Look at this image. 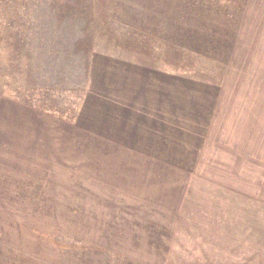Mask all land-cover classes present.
Returning <instances> with one entry per match:
<instances>
[{
	"label": "rangeland",
	"instance_id": "obj_1",
	"mask_svg": "<svg viewBox=\"0 0 264 264\" xmlns=\"http://www.w3.org/2000/svg\"><path fill=\"white\" fill-rule=\"evenodd\" d=\"M206 1L209 10L223 4L239 6V13L228 10L230 19L220 25L240 31L246 0ZM200 4L201 0H0V264H8L7 253H19L20 245L49 248L50 255L63 247L65 256L78 255L83 264H264L263 207H255L257 221H250L249 229L246 203L225 207L224 221H219L217 204L212 205L219 215L209 216L202 234L170 239L166 215L155 214L163 221L154 224L126 221L151 218L145 211L152 209L127 205L119 190L104 188L89 174L88 117L95 115V128L102 131L99 119L107 87L155 84V78L142 79L137 70H155L156 63L182 72L184 59L191 56L196 67L201 62L208 70L215 67L218 15L206 14L203 30ZM202 51L208 57L201 60ZM222 102L217 116L227 124L232 117H264V102L257 95L224 93ZM223 191L213 189L216 203V194ZM142 225H154L155 235L165 234L155 237V245H167L164 252L119 255L108 250L121 242L124 247L135 245L134 239L141 245L148 242L132 235ZM17 229L23 230L22 236Z\"/></svg>",
	"mask_w": 264,
	"mask_h": 264
},
{
	"label": "crops",
	"instance_id": "obj_2",
	"mask_svg": "<svg viewBox=\"0 0 264 264\" xmlns=\"http://www.w3.org/2000/svg\"><path fill=\"white\" fill-rule=\"evenodd\" d=\"M245 3L243 25L235 33L233 26L220 22L230 19L225 15L228 10L238 14L239 6L223 4L209 10L208 1L201 0L203 30L208 25L205 15L211 12L218 15L214 39L220 48L216 49L215 61L211 60L214 68L208 70L204 62L196 67L191 56L184 59L182 72L169 66L161 68L156 63L155 70H137L142 72L139 76L142 79L155 78V84H140V87L120 84L110 86L109 90L107 87L106 100L102 103L104 114L99 119L102 131L95 128V115L88 117L90 178L103 183L106 189L119 190L121 196H126L127 205L152 209L145 211L151 213V218H126V221L154 224L163 221L159 215H166V237L185 240L189 234H202L203 223L212 213L219 215L212 205L217 204L219 221H224L225 207H236L234 203H237L238 208L243 202L250 207L249 229L250 221H257L256 206L263 207L264 227V117H232V123L227 124L217 116L223 108L224 93L257 95L264 102V0ZM207 54L202 51L201 60ZM215 188L226 190L216 194L217 203L212 198ZM235 213L240 220V211L236 209ZM155 214L159 216L157 219ZM144 228L132 235L148 242L143 240L141 245V241L134 239L135 245L124 247L125 242H121L108 250L119 255L164 252L167 245H155V237L161 239L165 234L155 235L154 225ZM20 230L23 232L17 229L18 236H22ZM132 235L126 236L133 238ZM117 236L123 238L122 234ZM0 239L3 243L1 236ZM16 248L20 249L19 253L8 252V258H4L8 264L10 261H14L12 264H83L78 255L65 256L63 247L52 255L48 254L49 248L41 246Z\"/></svg>",
	"mask_w": 264,
	"mask_h": 264
}]
</instances>
